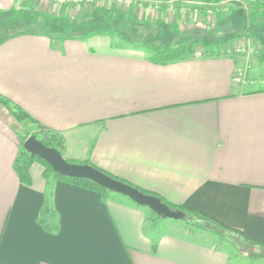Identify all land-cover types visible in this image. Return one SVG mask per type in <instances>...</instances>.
I'll return each instance as SVG.
<instances>
[{
    "label": "crops",
    "instance_id": "crops-1",
    "mask_svg": "<svg viewBox=\"0 0 264 264\" xmlns=\"http://www.w3.org/2000/svg\"><path fill=\"white\" fill-rule=\"evenodd\" d=\"M135 1L144 7L93 4L65 14L41 0H0V16L45 17L42 27L0 36V94L61 133L66 159L203 213L259 252L264 81L245 92L232 81L239 59L216 46L205 56L152 61L148 41L124 37L122 20L101 16L180 28L199 2ZM19 148L0 116V264H232L204 230L45 175L36 160L21 181Z\"/></svg>",
    "mask_w": 264,
    "mask_h": 264
},
{
    "label": "rangeland",
    "instance_id": "rangeland-1",
    "mask_svg": "<svg viewBox=\"0 0 264 264\" xmlns=\"http://www.w3.org/2000/svg\"><path fill=\"white\" fill-rule=\"evenodd\" d=\"M135 1V0H134ZM191 1V0H184ZM203 5H209L213 8V12L208 15L197 16L196 19L186 18L182 27L178 25H157L143 23L139 24L135 21H124L119 14L109 13L101 16L104 20H122L123 26H119L117 30L124 37L129 39H136L140 41H148V46H160V44L177 45L186 44V50H192L195 52H203V55L207 54L210 50L209 47H214L219 50L222 47L228 45L229 47H235L242 44H251L254 48V52L250 57V65L247 71V80L242 89L250 90L256 88L257 81L261 83L264 81V2L262 0H193ZM139 2V1H138ZM181 0L178 2L180 3ZM141 7H144L143 3ZM177 3V0H176ZM118 4V5H117ZM112 3L108 7H120V9H127L131 11L134 4H130L126 8L124 3ZM107 7L104 2L101 4ZM79 6H92L85 5H73L67 6L65 14H69V9L78 8ZM136 6V5H135ZM137 8H140L136 6ZM58 8V7H57ZM34 13V12H33ZM16 14L12 12L9 15L4 14L0 16V36L9 34L14 31H20L27 28L37 29L44 25L45 17L40 12L35 14ZM71 13V12H70ZM108 15V16H107ZM41 23V24H40ZM39 30V29H38ZM175 32L176 36H173ZM222 42L221 47L218 46ZM220 47V48H219ZM219 53V52H218ZM210 54H212L210 52ZM193 54L189 57H195ZM200 57V56H199ZM260 77V78H259ZM264 85V84H262ZM3 116L10 122L15 123L12 117L7 115L5 109H0ZM16 125V123H15ZM28 125V126H27ZM17 129L23 130L24 128L31 127V124L24 122L23 124H17ZM33 127V126H32ZM34 129V128H33ZM163 219L156 214H152ZM194 227V226H189ZM195 228V227H194ZM207 233V242L225 250L232 261V264H258L259 260L264 256V249H259L256 252V248L240 243L235 236L234 240L224 239L215 231L204 230Z\"/></svg>",
    "mask_w": 264,
    "mask_h": 264
},
{
    "label": "trees",
    "instance_id": "trees-1",
    "mask_svg": "<svg viewBox=\"0 0 264 264\" xmlns=\"http://www.w3.org/2000/svg\"><path fill=\"white\" fill-rule=\"evenodd\" d=\"M171 33H174L173 36H176L175 32H171ZM148 45L149 44H147V46ZM186 46L187 45L185 43L184 44L183 43L177 44V45L175 44L172 46L169 44L166 45L163 43V44H160V46H156V45L151 46L148 48V50L152 53L150 56V59L152 61H156V62H168V61H173V60L185 57V56L193 55L194 52L192 50H190V48H189V50H186V48H187ZM218 46L221 47V44H219ZM219 50L215 48L214 51L216 53H218ZM255 89H257V88H255ZM250 90H252V89H250ZM245 92H254V91H249L247 89ZM1 108L6 110L7 115L13 118L16 125L17 124H19V125L23 124L24 122H28L29 124H31V127L30 126L27 127L28 126L27 125L26 128H24L23 130H19V129H17V126L15 125V123L8 121L0 111V116L2 118L6 119L9 127L13 130V132L16 134V136L18 137V139L20 141L19 155H18L17 163L15 165V169H16L17 174L19 175V178L21 181L28 182V167L31 164V162L36 160L44 166L45 175L50 174L56 179L68 181V182L74 183L76 185L85 187V188H90V189H93L95 191H98L101 194L111 192V191H108L107 189L100 187L99 185H97L94 182L87 180V179L70 178V177L62 176V175L54 172L52 170V168L50 167V165H48L42 159H40L36 156H30V154L27 153L23 148L24 140L27 137H29L30 135H35V137L37 139H39L44 145L56 148L58 151L61 152L62 155L64 154V150H65V139H64V137L62 136L61 133L54 131V130H51V129L43 126L42 124L38 123L28 113H26L23 109H21L19 106H17L12 101H10L9 99H7L6 97H4L3 95L0 94V109ZM66 160L68 162H75V161H71L68 159H66ZM75 163H86V162H75ZM105 173H107V172H105ZM107 174L118 179V180H122V179H119V178L109 174V173H107ZM122 181H124V180H122ZM124 182H126V181H124ZM126 183H128V182H126ZM138 189L141 190L145 194L155 195V194L150 193L148 191L142 190L141 188H138ZM155 196H157V195H155ZM157 197H159L160 200L163 203H165L167 206H169L172 210L180 211L184 216H186L188 219V220H184V221H186V223H188V224H190L196 228L202 229V230L215 231L217 235L219 234L224 239H228V240H234L235 239V236H234V234H236L235 231H233L232 229H229L226 226L220 224L219 222L212 219L211 217L206 216L203 213L194 211V210H192V209H190L184 205L171 204V203L165 201L160 196H157ZM236 239L239 240V238H236ZM244 241H245V239H244ZM245 242H247V241H245ZM240 243L244 244V242H240ZM248 245L253 246L252 243H248ZM259 248L264 249V245H260Z\"/></svg>",
    "mask_w": 264,
    "mask_h": 264
},
{
    "label": "water",
    "instance_id": "water-1",
    "mask_svg": "<svg viewBox=\"0 0 264 264\" xmlns=\"http://www.w3.org/2000/svg\"><path fill=\"white\" fill-rule=\"evenodd\" d=\"M24 150L30 156L45 161L52 170L62 176L87 179L108 191L123 195L134 203L145 206L159 216L174 220H188L180 211L172 210L159 197L145 194L137 187L118 180L89 163L68 162L54 147L44 145L35 135H30L23 142Z\"/></svg>",
    "mask_w": 264,
    "mask_h": 264
},
{
    "label": "built area",
    "instance_id": "built-area-1",
    "mask_svg": "<svg viewBox=\"0 0 264 264\" xmlns=\"http://www.w3.org/2000/svg\"><path fill=\"white\" fill-rule=\"evenodd\" d=\"M45 1L51 6H59V7H67V6H73V5H93V4H101V1L104 2L106 5H110L112 3H124L126 6H131L130 4H134L133 6H141V3L134 0H41ZM172 2V1H171ZM118 5V4H117ZM170 8L173 9L174 7L170 4ZM202 8L206 15L211 14L213 12V8L209 7V5H203L201 3H198L196 6H194L193 9H191V13L193 16V19H196V17L199 15V9ZM254 52V48L251 44H242L237 45L235 47H229L226 45L225 47H222L219 50V54L226 56H235L239 59V64L236 65L233 74H232V81L233 83L243 87V85L246 83L247 78V71L249 69L250 65V57ZM203 52H195V57H199L203 55Z\"/></svg>",
    "mask_w": 264,
    "mask_h": 264
}]
</instances>
